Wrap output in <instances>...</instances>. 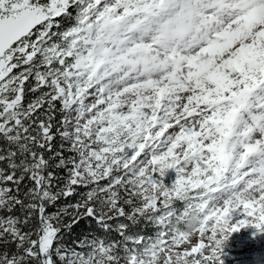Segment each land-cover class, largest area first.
<instances>
[{
    "label": "snow or ice",
    "instance_id": "snow-or-ice-1",
    "mask_svg": "<svg viewBox=\"0 0 264 264\" xmlns=\"http://www.w3.org/2000/svg\"><path fill=\"white\" fill-rule=\"evenodd\" d=\"M57 134L74 156L45 157ZM0 140V264H223L232 232L264 231V0H0Z\"/></svg>",
    "mask_w": 264,
    "mask_h": 264
},
{
    "label": "rangeland",
    "instance_id": "rangeland-1",
    "mask_svg": "<svg viewBox=\"0 0 264 264\" xmlns=\"http://www.w3.org/2000/svg\"><path fill=\"white\" fill-rule=\"evenodd\" d=\"M68 130L71 131V125L68 126ZM57 147L62 148L67 152L66 149H69L71 147V144L69 141H65L60 137L59 141L57 142ZM70 152L74 153V151H70ZM64 173L67 175L65 169H64ZM27 178H28V175L24 174V177L21 183H23ZM159 178L163 181V183L166 186H169L175 180V171L173 169H167L165 170L164 175ZM106 183H107V180L101 181V184H106ZM125 199H127V197H125ZM121 202L122 201H119L118 206L121 205ZM135 202L139 203L140 201L138 198H136ZM179 206L181 208L184 207L183 204L182 206L179 204ZM129 209L132 210V206H130ZM103 211L107 215L116 214L115 209H110L107 204L103 206ZM231 215H232V219L230 221L231 223H236L239 219L242 218V215L235 211ZM120 220L121 218L116 219V222ZM119 223L120 222H118V224ZM173 224L175 225L176 221H173ZM112 225H115V223H112ZM179 227L182 229L189 230V231L191 230V228L188 227L187 223L186 225L185 223H180ZM149 228H150V232L143 236L145 237L151 236V235H154L156 231H158V229H156L152 224L150 225ZM144 231L146 230H143L141 232L143 233ZM92 234L95 235L94 233ZM126 234H129L132 236L142 235V234L137 233L136 230L130 231V232L127 231ZM32 238L34 239L35 236L33 235ZM189 240H190V243L186 242L182 244L179 248H176L175 250L183 251L184 249H188L191 246L195 245L199 240V235L194 233L189 237ZM164 259H165L164 254L160 253L158 264H164ZM221 260L223 261V264H264V231H258L255 226L248 224V225H245L244 227H241L238 231L232 232L231 235L228 237V239L222 245ZM120 264H126V262L122 259L120 261Z\"/></svg>",
    "mask_w": 264,
    "mask_h": 264
},
{
    "label": "trees",
    "instance_id": "trees-1",
    "mask_svg": "<svg viewBox=\"0 0 264 264\" xmlns=\"http://www.w3.org/2000/svg\"><path fill=\"white\" fill-rule=\"evenodd\" d=\"M29 83H31V81H29ZM60 119H61V116H60L59 113H57L56 114L57 127H60V125H59ZM54 131H55V129H54ZM58 141H59V134L56 135L55 139L52 142V144H53L52 151L51 152H49V151H45L44 152L45 157L52 156L54 152H61V154L63 156H65V157L74 156V153L73 152H70V151H67L66 152L64 149L58 148L57 147V142ZM2 144H3V141L0 140V145H2ZM57 160H58V158L56 160H53L52 163H56ZM50 170L55 171L58 176H66V174L64 173V169L63 168L50 169ZM59 183L62 184V183H64V181L63 180H60ZM29 184H30V181L27 178L23 183H20V185H19L20 191H19V193L17 195H18V198L19 199H21V200L24 201V203H28V197L26 196V193H27ZM0 186H2V185H0ZM8 186L11 187V188H13V191L15 192V186L14 185L9 184ZM79 190L81 192L85 191L84 188H81ZM122 196H123V199H125V197H127V196H124L123 193H122ZM123 199L121 200L122 201L121 202V205L124 206L126 212L131 213L132 210L129 209L130 206L127 205V204H124L123 203ZM71 200L72 201H75L76 200V197L73 196L71 198ZM68 202L69 201H67V200H65V199L62 198L60 201H58V204H66ZM177 209H178V207H177ZM54 210L55 209L53 207H49L47 209V211L49 213L52 212V211H54ZM8 214L9 213H7L6 211L0 210V215H5L6 216ZM19 214H20L19 213V206H17L16 209L13 211L12 215H19ZM121 218H123V217H121ZM123 219H124L123 220V223L129 225V227L127 228V231L128 232L136 230L137 233L142 234V235H146V234H148L150 232V228L149 227H150L151 224L146 223L143 219H141L139 221V223L135 224L134 226L132 224H130V222L127 219H125V218H123ZM111 222L112 223H115L114 220H111ZM111 222L109 221V223H111ZM88 224H89V221L81 220L80 223L72 230L73 233L79 234L81 232H92V233H94L97 236L106 237V238L111 239V240H119L120 239V237L117 235L116 231H113V232L112 231H110V232L103 231L100 227L97 226L95 220L90 221V227H86V225H88ZM23 230L24 231H28V228L25 227ZM143 230H146V231H144L142 233L141 231H143ZM133 235H135V234H133ZM65 242L68 243V244H71L72 243V236L71 235H66L65 236ZM5 248H7L9 250V252H11V251H14L15 250V245L12 244V243H8V244L1 243L0 244V252H2Z\"/></svg>",
    "mask_w": 264,
    "mask_h": 264
},
{
    "label": "clouds",
    "instance_id": "clouds-1",
    "mask_svg": "<svg viewBox=\"0 0 264 264\" xmlns=\"http://www.w3.org/2000/svg\"><path fill=\"white\" fill-rule=\"evenodd\" d=\"M186 223L188 224L189 228H192L194 226V224L196 223V218L195 216H189L186 218ZM226 241V240H225ZM224 241V242H225Z\"/></svg>",
    "mask_w": 264,
    "mask_h": 264
}]
</instances>
